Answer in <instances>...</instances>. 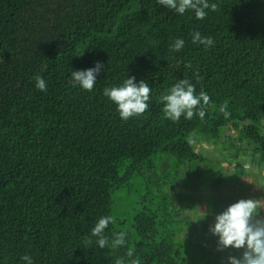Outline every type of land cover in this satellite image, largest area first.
<instances>
[{
  "label": "trees",
  "instance_id": "obj_1",
  "mask_svg": "<svg viewBox=\"0 0 264 264\" xmlns=\"http://www.w3.org/2000/svg\"><path fill=\"white\" fill-rule=\"evenodd\" d=\"M208 2L200 20L157 0H0V264H116L129 248L141 264L193 261L182 225L186 209L200 220L201 202L183 204L179 180L234 182L222 165L248 149L264 164V0ZM197 31L214 44H194ZM97 62L93 89L73 86L71 73ZM133 76L149 84V108L125 121L103 90ZM181 78L209 95L203 120L165 118L158 98ZM219 141L232 151L210 173L197 147ZM135 183L130 214L116 195ZM104 216L115 223L100 248L91 230Z\"/></svg>",
  "mask_w": 264,
  "mask_h": 264
},
{
  "label": "clouds",
  "instance_id": "obj_2",
  "mask_svg": "<svg viewBox=\"0 0 264 264\" xmlns=\"http://www.w3.org/2000/svg\"><path fill=\"white\" fill-rule=\"evenodd\" d=\"M160 5L184 14L186 10L192 9L197 19L203 20L206 17L205 9L211 7L215 10L217 5H209L208 0H157ZM194 44H202L205 47L212 46L214 41L211 37H203L197 31L192 34ZM184 45L183 39H177L170 46L171 50L178 51ZM103 68L102 63L97 62L95 67L86 70H75L71 73L73 86H80L82 89L91 91L97 81L96 77ZM197 79L199 77L197 76ZM36 87L41 91H47L46 81L37 76ZM151 88L144 80L135 81V77H127L120 86L106 87L103 90L104 96L108 97L117 105L121 119L127 121L133 116L143 115L149 108ZM158 102L163 103L165 118L178 122L183 116L191 120L198 115L201 120L205 117V107L210 102L209 95L201 90L196 94L195 85L186 78L179 79L167 94L162 93ZM219 111L227 118L230 113L227 111V103L222 104ZM227 176L231 170L224 169ZM261 209H264V202L257 199H240L229 205L223 212L215 216L214 226L210 231L219 237L218 245L221 249L243 248L241 257L230 255L227 259L229 264H264V218H257ZM206 213H204L205 215ZM109 223H115L112 216L101 217L91 230L92 236L97 237V244L100 248L109 245L105 236V229ZM115 237L111 247L116 248L125 244L126 233L121 231L113 233ZM129 258L116 260V264H141L140 258H133V250L128 249L126 253ZM22 259L26 264H32V258L25 255Z\"/></svg>",
  "mask_w": 264,
  "mask_h": 264
},
{
  "label": "rangeland",
  "instance_id": "obj_3",
  "mask_svg": "<svg viewBox=\"0 0 264 264\" xmlns=\"http://www.w3.org/2000/svg\"><path fill=\"white\" fill-rule=\"evenodd\" d=\"M227 132L228 135H233L237 137L236 131L233 130L232 128H229ZM237 143L240 144V141H238ZM199 144L200 145L197 144L198 145L197 148L200 149L202 152H204L205 156L209 160L207 163L204 164L206 166H209L210 169L208 170V172L210 173H213L215 171L219 172L221 167L218 168V166L215 165L216 161H220V163L224 161L225 155L224 157L222 155L229 154L232 151L231 149H229L231 147V144L229 146L228 144H222L220 141L217 142V144L212 143V145H209L207 143H203V144L199 143ZM226 150H228V153ZM244 151H242V153L239 155L238 158L229 157V159H227L228 163L222 165V169H224L225 166L228 167L230 170H232L234 167L237 166V171H234L232 176L234 182H232L229 185L227 179H225L224 183H227L229 185L226 186V191L224 190V186L218 185L219 183L217 182L216 178L214 180L211 179V182L212 181L217 182L216 184L212 182V184L206 185L203 184V181L201 182L193 181L195 187H192V184L190 185L189 183V179L191 180L193 173L190 172L189 170H187L189 172L188 173L189 179L185 178L179 180L180 181L179 183L182 184L181 185L182 188L179 186V183L177 187L179 189V193L181 192L180 190L183 191L181 192L182 193L181 198L183 200L182 201L183 204H188L193 206L198 201H200L201 207L198 206V208L200 207L202 209L206 203L204 201H210L212 208V211H210L211 215H208L207 212H202L203 214L204 213L206 214L203 217V214L201 213L200 220L198 221L196 219L197 222L191 221V219H189V216H191L189 212H191V210L189 209L185 210L188 216L187 219H184L182 228H187V232L183 233V236L185 234H187V236L183 238L188 239L190 237V239L193 241L189 245L188 249L190 253H192V257L195 258V259L192 258L193 261L191 263L189 260V264H223L222 259L225 256L227 255L233 256L239 251V249H235L232 247L221 249L218 245L219 237L217 235H214L210 231V228L206 227V223H208L209 225L210 221L213 222L211 216L212 218L215 219V215L220 214L229 205L242 199V197L239 194V192H242L241 188H239L241 187L240 184L243 185L242 186L243 189L250 187L249 185H244V180L241 178V176L237 177L239 180L236 179L235 176L239 175L238 173L244 172L248 177H253L255 175L258 177V180L256 181V188L257 191H259L260 193H255L257 196H253L248 199L254 198L264 202V195L261 196V194H264V183L262 181V179L264 178L262 171L264 170V164L258 163V160L256 159L257 155H254L255 153H253V150L248 149ZM250 166L254 167L257 170L256 174L254 173V168L251 169ZM132 190L133 191L132 193L129 194V196L123 197L121 195H116V200L120 201V207L124 210H129L133 206L134 202L137 201L136 198L137 194L143 191V186L140 183H135V186L133 187ZM201 209L197 210L198 213L202 211ZM130 211L131 210H129L127 213H130ZM130 214H126L125 217H129ZM237 256L238 254H236V257Z\"/></svg>",
  "mask_w": 264,
  "mask_h": 264
},
{
  "label": "crops",
  "instance_id": "obj_4",
  "mask_svg": "<svg viewBox=\"0 0 264 264\" xmlns=\"http://www.w3.org/2000/svg\"><path fill=\"white\" fill-rule=\"evenodd\" d=\"M251 167V169H253L254 167H252V166H250ZM225 169V168H224ZM235 169V167L231 170V172H229V177L232 175L233 176V172L235 171L234 170ZM263 171V177H264V170H262ZM225 172V171H224ZM254 173L256 174L257 173V170L254 168ZM226 174V173H225ZM226 176H227V174H226ZM241 178L244 180V185H249L250 187H247V188H242V184H240L241 185V187H239V188H241V190H242V192H239V194H240V196L242 197V199H248V198H250V197H253V196H257L255 193H260L259 191H257V188H256V181L258 180V177L255 175V176H253V177H248V176H246V173H244L243 172V175H241ZM262 181H263V183H264V178L262 179ZM228 183L230 184V183H232V182H230L229 180H228ZM228 184L227 183H225L224 184V190L226 191V186H227ZM253 187V188H252ZM262 195H264V194H261V196ZM204 202H206V201H204ZM203 202V203H204ZM200 207H201V204L199 205ZM201 209V208H200ZM202 210V212H207L208 213V215H211V212L210 211H212V208H211V203H209V201L208 202H206L205 203V206H203V208L201 209ZM216 216V215H215ZM257 218H264V209H261L260 210V212H259V215H258V217ZM211 219L213 220V222H211L210 221V224H209V228H210V226H214V223H215V219L214 218H212V216H211ZM197 231H199V230H197ZM243 251H244V249L243 248H241V249H239V251L236 253V254H238V256H237V258H239V257H241L242 256V254H243ZM236 254L235 255H233V256H236ZM229 257V255H227V256H225L223 259H222V263L223 264H229V261H228V258Z\"/></svg>",
  "mask_w": 264,
  "mask_h": 264
}]
</instances>
